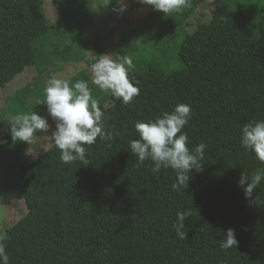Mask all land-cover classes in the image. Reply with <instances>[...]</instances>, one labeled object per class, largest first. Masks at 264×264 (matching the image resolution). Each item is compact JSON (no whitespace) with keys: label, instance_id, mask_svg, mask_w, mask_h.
I'll list each match as a JSON object with an SVG mask.
<instances>
[{"label":"trees","instance_id":"16d2710c","mask_svg":"<svg viewBox=\"0 0 264 264\" xmlns=\"http://www.w3.org/2000/svg\"><path fill=\"white\" fill-rule=\"evenodd\" d=\"M59 1L63 9L52 22L43 0H0V87L34 65L43 101L50 68L85 60L92 2ZM204 1L187 0L185 19ZM117 5L109 0L111 9ZM178 12L153 9L139 23L138 44L123 38L112 47L116 61L132 57L130 77L140 92L129 104L95 94L113 139L86 145L88 165L62 163L54 141L23 162L16 154L21 141L5 145L0 138V186L18 176L23 187L10 196L26 205L5 230L10 264H264V181L250 197L238 183L242 173L251 177L264 168L241 146L242 127L264 120V2L218 0L191 32ZM99 44L97 39L98 55ZM171 60L180 65L167 71ZM77 80L96 93L85 70L68 81ZM19 97L8 98L13 113L34 112ZM179 103L192 107L183 129L189 148L201 142L208 147L201 170L190 172L187 187L176 190L175 171L153 173V162L138 163L130 141L139 139L137 121L171 113ZM184 211L191 215L180 239L173 224ZM229 228L238 244L223 249Z\"/></svg>","mask_w":264,"mask_h":264},{"label":"clouds","instance_id":"9594fccd","mask_svg":"<svg viewBox=\"0 0 264 264\" xmlns=\"http://www.w3.org/2000/svg\"><path fill=\"white\" fill-rule=\"evenodd\" d=\"M139 3L150 5L156 11L169 14L186 5L187 0H138ZM119 11H124L123 0ZM134 67L132 57L125 56L116 61L109 55H102L91 64L92 83L98 89L113 97L121 98L124 104L131 103L139 95L138 82L130 77ZM47 111L56 123L52 134L55 146L60 150V160L64 164L81 162L88 165L87 146L93 145L99 138L102 141L113 139L111 132L106 130L105 112L102 111L97 99L92 95L88 82L77 80L74 84L61 78H50L45 88ZM192 118L190 104L179 103L174 110L164 112L154 120L137 121L134 125L139 139L130 141V150L138 158V163L151 160L154 164L153 173L163 169H172L177 175V183L173 189L187 187L189 173L201 170L208 145L199 143L190 149L189 137L183 129ZM11 138L13 141L32 143L35 134L47 132L49 123L46 118L31 112L20 114L12 119ZM241 146L264 164V120H252L242 127ZM264 181V168L253 172L251 177L242 173L239 185L243 187L246 197H250L257 186ZM190 211L178 212L173 228L180 239H185V220ZM7 231H0V264H10L6 251ZM238 244L235 231L227 229L225 239L221 243L223 249L233 248Z\"/></svg>","mask_w":264,"mask_h":264},{"label":"rangeland","instance_id":"374dc122","mask_svg":"<svg viewBox=\"0 0 264 264\" xmlns=\"http://www.w3.org/2000/svg\"><path fill=\"white\" fill-rule=\"evenodd\" d=\"M92 3L89 7L91 16L87 18L84 25V32L87 35L88 49L85 60L69 61L63 64L60 69L50 68L45 74L43 80L47 86V82L50 78L56 77L64 80H69L73 75L79 71L85 70L89 77L92 79L91 64L99 59L102 55H109L112 59L118 60L117 55H113L112 47L115 44L125 38L130 43L138 44L142 32L139 29V23L141 19L150 13L153 8L150 5L139 3L138 0H123L125 6L124 11H119L121 4L111 9L109 7V0H90ZM264 2V0H261ZM46 16L50 21H55L61 15L63 4L59 0H43ZM218 0H205L197 10L194 11V15L185 19L186 9L182 7L178 11V16L187 23L186 28L189 32L193 31L198 22L208 20L212 9L215 7ZM100 40L98 50L95 48V41ZM173 53H178V48L175 46ZM94 60V62L92 61ZM177 62V61H176ZM180 62L174 63L171 60L166 66V70L170 71L177 68ZM39 72L36 66H29L24 72L17 74V76L8 82L4 87H0V138L5 145L7 142L14 143L11 138L12 119L15 116L11 106L7 105L8 98L14 95L16 92L20 95V100L28 106L32 111L46 118L49 123V130L47 132H38L35 134V138L32 143L19 142L21 148L16 154L22 159L23 162H28L35 156L39 155L43 151L47 150L53 143L52 134L56 129V123L47 111L46 103H42L39 95L40 85L34 84ZM33 83V84H32ZM95 94L99 99L103 98L105 92L99 89L92 92L93 97ZM96 99V98H95ZM34 102H39L34 106ZM27 114V113H24ZM8 130V134L3 133V130ZM17 142V141H16ZM18 143V144H19ZM3 166V162L0 163V172ZM5 176L0 175V180ZM23 187V182L18 176L9 178V182L0 186V231H5L9 226L26 213V205L23 198H17L12 195L18 194ZM10 199V200H8ZM8 200V202H7Z\"/></svg>","mask_w":264,"mask_h":264}]
</instances>
